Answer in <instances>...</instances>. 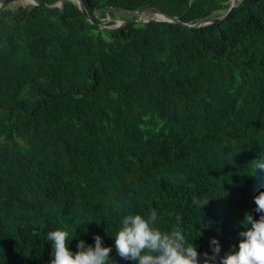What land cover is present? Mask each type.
<instances>
[{"label":"trees","instance_id":"16d2710c","mask_svg":"<svg viewBox=\"0 0 264 264\" xmlns=\"http://www.w3.org/2000/svg\"><path fill=\"white\" fill-rule=\"evenodd\" d=\"M37 1L0 6V264H47L56 229L133 264L113 236L152 209L201 261L238 247L264 191V0ZM149 7L180 23L127 12Z\"/></svg>","mask_w":264,"mask_h":264},{"label":"clouds","instance_id":"9594fccd","mask_svg":"<svg viewBox=\"0 0 264 264\" xmlns=\"http://www.w3.org/2000/svg\"><path fill=\"white\" fill-rule=\"evenodd\" d=\"M254 203L258 219L245 213L241 221L243 230L238 234V247L233 245L222 256L219 240L212 237L209 242L212 252L205 251L201 261L196 246L186 240L179 227L165 231L157 226L155 209L146 217L128 214L122 218L113 236L116 251L122 259L133 264H264V191L254 197ZM93 239L94 246L79 240L78 250L74 252L69 248V233L66 230L49 231L46 241L51 242L52 259L47 264H109L111 247L102 246L99 235H94Z\"/></svg>","mask_w":264,"mask_h":264},{"label":"water","instance_id":"95a60500","mask_svg":"<svg viewBox=\"0 0 264 264\" xmlns=\"http://www.w3.org/2000/svg\"><path fill=\"white\" fill-rule=\"evenodd\" d=\"M12 1H19V0H0V6L6 4L8 2H12ZM66 1L67 0H61L59 3L54 4V5H50V6H53V7L57 6V7H60L62 9L64 7V4H65ZM76 1L78 2L79 8L84 13H86L85 6H84L82 0H76ZM31 2L40 3L37 0H31ZM238 3H239V0H232V6L230 7V9L232 7H234V6H237ZM127 12H128L129 16L138 15L139 16V20L137 22H148L150 20H156V21H162V22L163 21H168V22H173V23H180V20L178 18L168 16V15H166V13H164V12L160 11L159 9L154 8V7H149V8H146L145 10H143V11H138V12H132V11H127ZM150 16H154L155 18L154 17L153 18H149ZM226 16H223L221 18H215V19H207L206 18V19H203V20L199 21L195 26L196 27H201V26H204V25H207V24H213V23H215L217 21L225 19ZM156 17H159V19H156ZM126 24H128V22ZM126 24H124V25H126ZM117 28H120V27H115V28H112V29H117Z\"/></svg>","mask_w":264,"mask_h":264},{"label":"rangeland","instance_id":"374dc122","mask_svg":"<svg viewBox=\"0 0 264 264\" xmlns=\"http://www.w3.org/2000/svg\"><path fill=\"white\" fill-rule=\"evenodd\" d=\"M20 1V0H19ZM22 2H31V0H22ZM154 16H150L149 18H153ZM155 18V17H154ZM144 19V18H143ZM156 19H159V17H156ZM111 19H107V20H103L102 21V26H104L103 24H105L104 22L110 21ZM126 21H121V20H117V24L115 26H112L110 28H115V27H123L124 24H126ZM107 27V26H104Z\"/></svg>","mask_w":264,"mask_h":264}]
</instances>
